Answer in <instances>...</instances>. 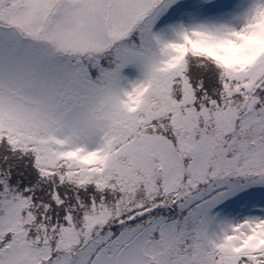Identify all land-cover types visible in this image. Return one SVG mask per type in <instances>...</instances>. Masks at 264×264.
Instances as JSON below:
<instances>
[{"label":"snow or ice","instance_id":"1","mask_svg":"<svg viewBox=\"0 0 264 264\" xmlns=\"http://www.w3.org/2000/svg\"><path fill=\"white\" fill-rule=\"evenodd\" d=\"M0 264H264V0H0Z\"/></svg>","mask_w":264,"mask_h":264}]
</instances>
